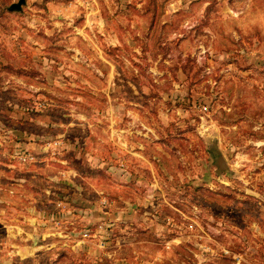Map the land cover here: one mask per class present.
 <instances>
[{"label": "rangeland", "instance_id": "rangeland-1", "mask_svg": "<svg viewBox=\"0 0 264 264\" xmlns=\"http://www.w3.org/2000/svg\"><path fill=\"white\" fill-rule=\"evenodd\" d=\"M14 2L0 167L44 264H264V0Z\"/></svg>", "mask_w": 264, "mask_h": 264}, {"label": "crops", "instance_id": "crops-1", "mask_svg": "<svg viewBox=\"0 0 264 264\" xmlns=\"http://www.w3.org/2000/svg\"><path fill=\"white\" fill-rule=\"evenodd\" d=\"M254 7L252 3L244 7V12L249 13L245 17L248 20V27L252 25L253 13L258 14L257 19L263 18L264 6H256V10ZM228 8L235 9V6L230 5ZM233 21L236 23L237 20L233 19ZM24 171V178L8 182L6 179L12 178L11 169L0 167V264H44V254L50 249L46 239L48 242L54 239L52 235L46 236L43 228L44 212L39 211L37 207H27L24 198L29 200L30 195L25 192L30 179L29 172L32 176L33 171L31 169ZM15 184L25 188L24 197L8 195V190L14 192L18 188L14 187ZM36 201L38 202L39 199Z\"/></svg>", "mask_w": 264, "mask_h": 264}, {"label": "water", "instance_id": "water-1", "mask_svg": "<svg viewBox=\"0 0 264 264\" xmlns=\"http://www.w3.org/2000/svg\"><path fill=\"white\" fill-rule=\"evenodd\" d=\"M26 3V0H17V2H14L10 5L9 10L12 11H21L23 5Z\"/></svg>", "mask_w": 264, "mask_h": 264}]
</instances>
